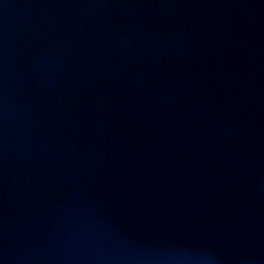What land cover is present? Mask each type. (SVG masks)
Returning a JSON list of instances; mask_svg holds the SVG:
<instances>
[{
    "label": "water",
    "instance_id": "water-1",
    "mask_svg": "<svg viewBox=\"0 0 264 264\" xmlns=\"http://www.w3.org/2000/svg\"><path fill=\"white\" fill-rule=\"evenodd\" d=\"M0 264H264V0H0Z\"/></svg>",
    "mask_w": 264,
    "mask_h": 264
}]
</instances>
